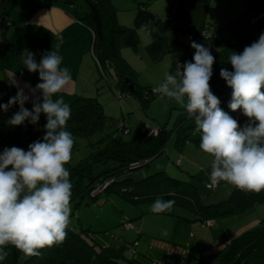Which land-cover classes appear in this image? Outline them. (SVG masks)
I'll use <instances>...</instances> for the list:
<instances>
[{
  "label": "trees",
  "instance_id": "obj_1",
  "mask_svg": "<svg viewBox=\"0 0 264 264\" xmlns=\"http://www.w3.org/2000/svg\"><path fill=\"white\" fill-rule=\"evenodd\" d=\"M26 1L22 2L21 7ZM70 1L76 2V0ZM86 2L88 10L81 21L93 32L92 49L101 75L106 74V67L110 64L117 77L112 89L120 101H125L129 94L139 96L143 103L155 98L156 94L152 93L150 86H141L138 83L137 69L122 51L121 40L130 27L119 21L118 9L113 1L86 0ZM244 2L247 13L254 20L232 30L229 39L218 36L224 28L220 26L214 28L211 25L217 34L210 38L219 47L218 51L210 49L215 57L210 88L221 101L220 107L236 119L241 127L249 118L243 114L242 109L233 112L228 107L233 90L223 89V85L227 83L221 77L220 71L221 68L234 71L228 61L230 53L233 51L242 53L246 46L257 41L264 33V0H244ZM2 19L3 22L0 24L5 25L9 22L5 18ZM169 19L172 20V17ZM10 49L11 45L8 42L0 40V57ZM19 49L22 52L26 49L33 52L38 63L44 54L42 46L30 34L25 36ZM171 51L172 75L178 73L179 62L183 64L188 61L194 62L188 47L179 41ZM8 86L13 88L10 82ZM0 104L7 103H3L0 99ZM68 105L71 108V118L67 122V128L73 136L90 137L104 128L109 116L98 97L81 95ZM12 107L16 112L19 111V104ZM25 107L32 110L29 104H25ZM119 121L124 123L122 131L118 127V132L106 134L99 140L98 146L76 164L65 165L70 172V181L73 185L71 203L76 208L84 201L89 204L98 200L103 192L116 193L133 205L154 202L157 197H162L175 200L174 205L192 212L195 216L194 220L204 221L209 218L238 215L264 203V191L246 193L236 187L227 199L216 203H204L196 185L173 177L166 171H158L141 179L124 176L130 170L143 166L145 161L150 162L163 152H168L167 144L174 133L178 134L177 147L183 148L191 142L199 149L201 134L194 135L195 121L188 116L185 108L179 113L172 129L166 126H153L155 130L150 132L146 122L141 121L136 135L130 139L124 137L125 130L130 131L125 116L118 119L117 124ZM44 135L45 124L41 118L37 125L26 121L24 125L13 127L8 123L0 122V153L5 147L13 146L28 151V146L37 140H42ZM175 162L177 164V159ZM140 163L142 164L136 167ZM7 251L9 255L0 264H90L94 258L97 259V264H141L134 256L129 255L127 244L121 247L102 246L91 237V228L83 226L79 228L70 226L66 241L60 246L42 249L39 257L23 256L22 252L11 245L7 247ZM219 261L221 264H264V217L258 225L234 237L220 252Z\"/></svg>",
  "mask_w": 264,
  "mask_h": 264
},
{
  "label": "clouds",
  "instance_id": "obj_2",
  "mask_svg": "<svg viewBox=\"0 0 264 264\" xmlns=\"http://www.w3.org/2000/svg\"><path fill=\"white\" fill-rule=\"evenodd\" d=\"M59 47L42 54L39 63L33 52L24 50L20 56L24 68L38 72L41 82L35 88L28 83L21 87L13 77L10 83L17 94L0 104L4 112L19 104V111L7 121L13 127L26 121L37 125L42 113L47 118L45 135L31 143L28 151L13 146L0 153V262L9 255V245L29 257L62 245L72 223L73 185L65 167L74 147L73 135L66 129L71 108L57 96L72 77L68 67H61ZM191 47L194 62H185L176 75L166 74L158 91L194 119V135L201 134L199 147L213 157L211 183L223 181L246 193H260L264 191V33L242 53H230L228 61L234 71H220L233 90L228 107L233 112L242 109L249 118L243 127L220 107L221 101L210 88L215 62L211 50L194 40ZM29 101L32 110L25 107ZM174 204L175 200L157 197L151 212L170 213Z\"/></svg>",
  "mask_w": 264,
  "mask_h": 264
},
{
  "label": "crops",
  "instance_id": "obj_3",
  "mask_svg": "<svg viewBox=\"0 0 264 264\" xmlns=\"http://www.w3.org/2000/svg\"><path fill=\"white\" fill-rule=\"evenodd\" d=\"M112 1L118 9L119 21L126 26L129 25L124 20L122 21V8H119L121 4L118 6L115 0ZM119 1L121 3L122 0ZM133 1L139 3L138 12L152 15V0ZM203 4L207 6V11L205 16L201 17L198 14ZM214 4L215 14L210 17V11ZM174 5L170 14L175 20L176 31L187 32L186 29L191 30L192 28L194 31H198L207 23L214 25L230 22L232 27L238 17L235 10L236 0H181ZM185 8H192V12L195 11L189 20L184 18ZM21 11L24 12V18L18 25L14 26V22H12L11 30L6 32L2 31L7 29L0 27V40L11 45V49L3 57H0L1 101L8 103L11 97L16 96L17 88L13 86L11 89L8 86V82H11L13 77L19 81L21 87L28 83L32 88H35L41 82L39 73L29 72L24 68L20 59L23 52L19 48L27 34L33 35L42 46L44 53L55 51V46L60 45L59 54L63 57L61 67L69 68L72 79L67 88L57 96H62L65 103L69 104L78 96L93 94L94 84L98 80H95L94 73L91 72L89 75L90 67L86 64L87 58L91 56L89 50H93V35H91L92 30L78 16H82L83 13L78 14L76 2L73 3L70 0H27L18 10L22 15ZM208 18L209 21H207ZM5 20L10 21L9 18H5ZM245 20L247 22H243V25L254 19L250 16ZM234 29L236 28H231V32ZM126 40L125 38L121 40L122 49L126 45ZM136 41L140 44L139 34ZM175 41L187 46L193 55L191 43H188L182 35H178V32L175 34ZM124 55L126 56L125 53ZM172 60L171 56L170 65H172ZM228 88L230 87L227 84L223 85V89ZM25 92L31 95L27 88H25ZM26 104H29L32 109L31 101ZM40 118L46 125V115L42 113ZM66 129L68 130L67 126ZM73 138L74 152L76 147L81 149V141L78 137L73 136ZM257 206L234 215V217L231 216L230 219L224 216L203 221L194 220L193 214H178L174 209L170 213L154 214L151 212L150 206L145 207V204L133 205L126 202L122 203V207L126 210L122 215L113 210V214H116L118 218L113 219L114 222L106 227V232L98 235L91 230V237L102 246L121 247L126 243L133 245L136 253L132 254L130 251L128 253L141 264H221L219 261L220 252L229 242L245 230L260 223L264 216V207L260 210ZM125 217H128L132 225H127ZM116 226L118 227L115 228ZM90 264H97V259L94 258Z\"/></svg>",
  "mask_w": 264,
  "mask_h": 264
},
{
  "label": "rangeland",
  "instance_id": "obj_4",
  "mask_svg": "<svg viewBox=\"0 0 264 264\" xmlns=\"http://www.w3.org/2000/svg\"><path fill=\"white\" fill-rule=\"evenodd\" d=\"M23 1L25 0H0V19L9 18L10 21H8L11 24L14 22V26L18 25L20 20L24 18V12L21 11L22 15L18 12ZM180 1L181 0H152L153 13L151 15L141 11L138 12V2L133 0H122L120 3L119 0H115L118 6L121 4L119 8H122V21L124 20V22L129 24L127 26L130 27V30L122 37V39H127L126 45L123 46L122 50L126 54L127 59L129 58L128 60L136 67L138 72V83L141 86H150L152 89L155 88L158 90L159 85L165 80L166 74H172L169 62L173 54L171 50L176 47L177 41H175V34L177 32L178 35L185 37L188 43L194 40L211 50L218 51L219 47L212 40L202 37H192L191 35H198L205 26L211 27L212 25L214 28L215 26L224 28V32L218 33V36L229 39L232 34L231 28H239L249 24L245 23L243 25V22H247L245 19L251 16L247 13L244 0H236L237 6L235 10L238 17L235 19V23L232 27L230 26V24H232L230 22L214 25L207 23L198 31H194L193 28L191 30L186 29L187 32L184 30L176 31L175 20H173V15L170 14V12L174 3H179ZM76 4L78 6V14L83 13L82 16L78 15L80 19H82L88 10L87 2L86 0H76ZM214 6L215 4L210 11V17L215 14L214 9L216 7ZM184 11V18L186 20H189L191 16L195 14L193 13L195 12L194 10L192 12V8H185ZM206 11L207 6L203 4L200 7L198 15L201 17L205 16ZM170 16L172 20L169 19ZM217 17H219V15H217ZM204 18L205 17H203V19ZM207 21H209V18ZM0 27L7 29L2 32L10 31L12 28L10 25L6 24H0ZM211 31L214 36L217 34L215 29L213 30L211 28ZM138 34L140 35V44L136 41ZM91 35H93L92 31ZM192 50L194 55L195 49L192 48ZM89 51L91 56L88 57L86 61V64L90 67L89 75H91V72L94 73L95 80L98 81L94 84V93H90L86 96L99 97V100L103 104L104 111L109 117L102 130L90 137H78L81 141V149L78 147L75 148L72 154V156H74L72 157V162H70L71 164H76L80 159L92 151L93 148L97 147L99 140L106 134L118 132L119 126L117 120L123 116H125L130 129L129 132H126L124 137L130 139L136 135L141 121L146 122L149 127L166 126L172 129L179 113L184 108L176 104L174 100L161 95L159 91L156 93L155 98L146 103H143L139 96L134 94H129L126 96L125 101H120L112 89L117 81L115 71L109 64L106 67V74L102 76L95 55L92 53L93 50ZM14 113H16V110L13 107L7 112L0 109V122L7 123ZM177 137L178 134L174 133L169 140L167 144L168 152H163L150 162L146 161L143 166L130 170L124 176L141 179L158 171H166L173 177L196 185L204 203H216L227 199L234 186L223 181L217 185L211 183L210 173L213 157L209 154L202 153V151L191 142L187 143L183 148L177 147ZM176 159L178 161L177 163L181 165L176 164ZM122 203H126V200L120 195L107 192H103L98 200L91 201L89 204H86L84 201L78 208L71 203L72 215L70 219L72 223L70 226L76 228L80 226L89 227L92 232L98 233V235L104 234L106 232V227L114 222L113 219L118 218L116 214H113V210L121 215L126 211L122 207ZM144 204L145 207H151L153 202ZM257 207L261 210L264 204L262 206L258 205ZM173 209L175 212H178V214H193L189 210L176 205L173 206ZM231 216L234 217V215H228L226 217L230 219ZM147 224H149V221H147ZM127 225L130 226L132 223L128 222ZM110 227L108 228L111 229ZM117 227L118 226L115 228ZM23 256L26 255L23 254Z\"/></svg>",
  "mask_w": 264,
  "mask_h": 264
},
{
  "label": "built area",
  "instance_id": "obj_5",
  "mask_svg": "<svg viewBox=\"0 0 264 264\" xmlns=\"http://www.w3.org/2000/svg\"><path fill=\"white\" fill-rule=\"evenodd\" d=\"M3 22V19H0V23ZM7 25H12L10 22H6ZM192 37H202V38H206V39H210L212 38L213 34H212V31H211V27L210 26H205L198 35H191ZM182 65L183 63L182 62H179L178 63V66H177V72H180L182 71ZM153 94H156L158 93V90L157 89H152L151 90ZM118 126H119V130L122 131L121 128L124 127V123L122 121H119L118 122ZM149 130L150 132H153L155 130V128L153 126L149 127ZM125 132H128V129L125 130ZM178 162V161H177ZM178 164V163H177ZM129 220L128 218L126 219V223H128ZM128 249L131 251V252H135V249L132 245H128Z\"/></svg>",
  "mask_w": 264,
  "mask_h": 264
},
{
  "label": "water",
  "instance_id": "obj_6",
  "mask_svg": "<svg viewBox=\"0 0 264 264\" xmlns=\"http://www.w3.org/2000/svg\"><path fill=\"white\" fill-rule=\"evenodd\" d=\"M131 87H132V86H131ZM132 89H133V88H132ZM145 162H146V161H145ZM141 164H142V163H140V164L136 165V167H137V166H140Z\"/></svg>",
  "mask_w": 264,
  "mask_h": 264
}]
</instances>
